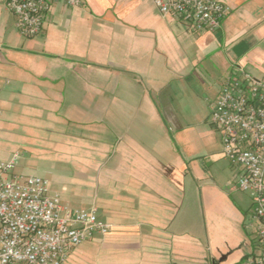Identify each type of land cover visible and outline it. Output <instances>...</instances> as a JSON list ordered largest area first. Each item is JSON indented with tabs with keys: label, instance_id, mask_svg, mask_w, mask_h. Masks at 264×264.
I'll use <instances>...</instances> for the list:
<instances>
[{
	"label": "crops",
	"instance_id": "0c3cea01",
	"mask_svg": "<svg viewBox=\"0 0 264 264\" xmlns=\"http://www.w3.org/2000/svg\"><path fill=\"white\" fill-rule=\"evenodd\" d=\"M221 1L230 13L204 33L153 0L54 1L28 38L0 0V139L43 146L74 190L52 193L96 207L110 227L63 264H240L253 254L252 194L238 188L210 105L240 70L264 76V0Z\"/></svg>",
	"mask_w": 264,
	"mask_h": 264
},
{
	"label": "built area",
	"instance_id": "2783aa9c",
	"mask_svg": "<svg viewBox=\"0 0 264 264\" xmlns=\"http://www.w3.org/2000/svg\"><path fill=\"white\" fill-rule=\"evenodd\" d=\"M25 37L43 32L52 2L70 7L83 0H1ZM158 10L196 33L216 32L230 13L221 0H153ZM223 154L240 171L238 188L249 191L256 220V247L240 264H264V76L246 70L225 79L210 105ZM14 154L0 160V264H63L67 256L110 227L96 207L73 208L39 176L15 174Z\"/></svg>",
	"mask_w": 264,
	"mask_h": 264
},
{
	"label": "rangeland",
	"instance_id": "374dc122",
	"mask_svg": "<svg viewBox=\"0 0 264 264\" xmlns=\"http://www.w3.org/2000/svg\"><path fill=\"white\" fill-rule=\"evenodd\" d=\"M43 146H36L28 150L23 145L13 144L8 142L5 138L0 139V160L9 161L7 153L8 152H19L18 158L15 160V166L13 172L15 174H24L29 176H39L45 178L49 181V187L51 192L61 191L69 196L74 195V190H72L71 182L66 178H59L55 172L53 162L48 153L43 152Z\"/></svg>",
	"mask_w": 264,
	"mask_h": 264
}]
</instances>
